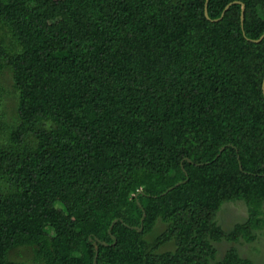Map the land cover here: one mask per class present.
I'll list each match as a JSON object with an SVG mask.
<instances>
[{
  "label": "trees",
  "instance_id": "1",
  "mask_svg": "<svg viewBox=\"0 0 264 264\" xmlns=\"http://www.w3.org/2000/svg\"><path fill=\"white\" fill-rule=\"evenodd\" d=\"M233 1L0 0V264H254L214 244L264 226V0Z\"/></svg>",
  "mask_w": 264,
  "mask_h": 264
},
{
  "label": "rangeland",
  "instance_id": "2",
  "mask_svg": "<svg viewBox=\"0 0 264 264\" xmlns=\"http://www.w3.org/2000/svg\"><path fill=\"white\" fill-rule=\"evenodd\" d=\"M0 84L4 85L6 90V95H8V101H6L5 111L13 114V104L14 98L11 100L12 85L10 80V73L5 72L3 77L0 79ZM11 94V95H9ZM264 210V205H263ZM248 217L247 205L243 200L226 202L224 203L216 215L217 223L223 227L225 230L230 231L235 224L244 222ZM264 217V215H263ZM166 224L159 221L157 223V228L153 233L147 236L148 240L153 241L158 233L165 230ZM256 239L252 242H246L243 239H240L238 242L231 243L225 239H222L219 242H215L217 248V260L222 259L226 251L232 246H236L240 255L245 258H250L254 264H264V226L256 231ZM174 249V244L169 242L160 248L161 251L172 250ZM26 251L25 253H27ZM30 254V252H29ZM23 253L21 254L22 259L25 257ZM28 259V258H27ZM213 264V262H212Z\"/></svg>",
  "mask_w": 264,
  "mask_h": 264
},
{
  "label": "water",
  "instance_id": "3",
  "mask_svg": "<svg viewBox=\"0 0 264 264\" xmlns=\"http://www.w3.org/2000/svg\"><path fill=\"white\" fill-rule=\"evenodd\" d=\"M208 1H209V0H206V4H205V16L209 19L210 17H209V14H208V8H207ZM233 3H240V4H241V22H242V25H243V21H244V12H245V4H244L243 2L238 1V0H235V1H233V2H231V3H229V4H227V6L224 8V11H223L222 14H221V17L218 18L217 20L221 19V18L225 15L226 11L229 9V7H230ZM263 38H264V33L260 36V38H258V39H254L253 41H254V42H259V41H261ZM262 89H263V93H264V78H263V82H262ZM172 188H173V187H172ZM96 249H98V245H96ZM94 264H95V262H94Z\"/></svg>",
  "mask_w": 264,
  "mask_h": 264
}]
</instances>
